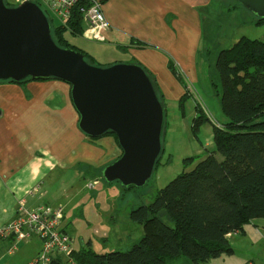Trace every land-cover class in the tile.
Wrapping results in <instances>:
<instances>
[{"label": "crops", "instance_id": "1", "mask_svg": "<svg viewBox=\"0 0 264 264\" xmlns=\"http://www.w3.org/2000/svg\"><path fill=\"white\" fill-rule=\"evenodd\" d=\"M23 1L10 2L18 5ZM102 4L109 28L100 31L101 39H93L89 25L83 21L85 30L81 36L85 41L102 47V50L96 51L107 55L102 57L105 63L101 64L129 63L142 66L154 80L164 104L171 100L180 103L184 95H192L190 86L199 83V57L204 45L211 43V33L215 34L222 26L221 22L215 21L217 16L222 15V6H217L216 0H102ZM228 10L241 12L238 8ZM205 33L210 37L206 39ZM90 56L97 59L95 55ZM192 113L194 120L196 106ZM227 120L225 116L220 124ZM78 121L79 115L71 101L70 86L62 81L0 83V226L16 219L20 200H25L29 207L35 208L30 206V199L38 194L30 195V192L40 188L51 172L56 168H74L77 161L81 160L83 152L78 155L74 151L76 156L71 155L73 141V147H77L84 140ZM203 135L199 131L197 138L201 148L192 156L197 159L188 163V166L193 164V168L215 151L214 128L210 134L205 131ZM115 146L120 149L118 143ZM83 155L86 156V153ZM73 161L75 163L72 165ZM259 219L249 224L256 226L255 222ZM261 224L262 240L252 242L245 264H264V223ZM64 225H67L65 220ZM240 235L247 236L246 228L241 234L228 236L233 255H223L205 264H239L233 260L236 247L232 240H237L235 237ZM1 242L4 247L8 242L14 244V239ZM40 250L41 244L37 252Z\"/></svg>", "mask_w": 264, "mask_h": 264}, {"label": "trees", "instance_id": "2", "mask_svg": "<svg viewBox=\"0 0 264 264\" xmlns=\"http://www.w3.org/2000/svg\"><path fill=\"white\" fill-rule=\"evenodd\" d=\"M52 27L61 47L83 52L86 60L96 65L92 56L65 37L66 31L82 36L85 30L79 8L66 24ZM216 66L222 85L221 107L228 120L222 128L214 125L215 151L159 190L153 202L131 212L132 222L144 229L143 237L131 249L99 254L75 247V264H170L179 257L205 264L233 255L228 236L243 233L255 219H264V41L241 37L219 53ZM186 97L180 101L182 109ZM196 114L192 133L198 137L210 118L200 104ZM196 159L187 158L186 163ZM162 214L173 225L166 223ZM54 264L67 263L59 257Z\"/></svg>", "mask_w": 264, "mask_h": 264}, {"label": "rangeland", "instance_id": "3", "mask_svg": "<svg viewBox=\"0 0 264 264\" xmlns=\"http://www.w3.org/2000/svg\"><path fill=\"white\" fill-rule=\"evenodd\" d=\"M6 1L11 4V0ZM31 1L41 5V0ZM216 5L222 6V15L215 18L222 26L220 23V30L215 31V34L211 33V43L204 45L201 52L199 83L190 86L193 94L188 95L182 102L183 109L180 103L174 100L164 104L167 110L163 137L164 151L148 183L143 187H124L119 182L105 181L101 176L102 169L116 160L122 154V150L116 149L117 141L113 135L103 136L104 138H90L84 135V140L77 147H73V141L71 155L76 156L75 151L78 155L79 152L86 153V156L82 153L81 160L76 159L78 161L74 168L65 170L56 168L42 181L35 193L38 195L30 199V206L51 205L64 208L66 231L74 238L77 250L92 249L96 253L104 254L131 249L144 235L143 226L132 222L131 212L153 202L159 190L178 175L194 169L193 164L188 166L186 158L195 156L201 148L199 139L191 130L195 106L200 104L210 118V122L205 123L200 129L203 136L205 131H209V134L213 131L215 122L223 123L225 115L221 107L222 85L216 66L219 53L230 48L243 36L264 41V21L256 24L258 22L256 16L235 1L216 0ZM41 7L44 9L42 5ZM234 8L241 12L228 10ZM49 17L51 18V15ZM52 24L60 26L56 19L52 20ZM204 36L206 39L210 37L206 33ZM65 37L72 45L80 49L82 47L89 55H95L96 65L105 67L101 62H104L102 57L107 55L100 51L96 52L102 50L97 43L87 42L81 36L71 35L69 31H66ZM107 147H110V151ZM74 163L75 161L71 164ZM161 217L166 223L173 225L166 215L162 214ZM261 222L264 223V219L256 221V226L248 224L245 227L247 236L240 235L235 237L237 240H232L236 247L233 259L236 263H247L246 255L249 254L252 242L262 240ZM40 244L39 239L33 236L30 240L20 243L14 254H9L14 244L8 242L2 247L3 243L0 241V264H27L37 256ZM170 264L192 263L186 257H179Z\"/></svg>", "mask_w": 264, "mask_h": 264}, {"label": "water", "instance_id": "4", "mask_svg": "<svg viewBox=\"0 0 264 264\" xmlns=\"http://www.w3.org/2000/svg\"><path fill=\"white\" fill-rule=\"evenodd\" d=\"M264 21V0H231ZM46 11L31 0H0V83L55 79L70 86L78 128L90 138L112 133L122 154L101 171L109 183L143 187L163 151L166 107L154 80L138 64H90L61 47Z\"/></svg>", "mask_w": 264, "mask_h": 264}, {"label": "built area", "instance_id": "5", "mask_svg": "<svg viewBox=\"0 0 264 264\" xmlns=\"http://www.w3.org/2000/svg\"><path fill=\"white\" fill-rule=\"evenodd\" d=\"M41 5L51 20L66 24L77 7L83 16V21L89 25L93 39H101L100 31L108 29L109 24L103 12L102 0H41ZM53 17V19H52ZM214 125L223 126L215 122ZM39 187L34 188L30 195H35ZM16 219L0 226V240L14 239V245L9 254H14L18 245L36 236L41 242V250L27 264H54L61 257L67 264H75L72 254L75 250V240L66 231L64 225V208L62 206L44 205L31 208L25 200L19 201Z\"/></svg>", "mask_w": 264, "mask_h": 264}]
</instances>
